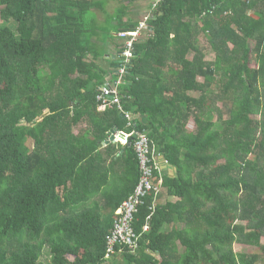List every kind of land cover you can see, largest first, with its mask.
<instances>
[{
    "label": "trees",
    "instance_id": "16d2710c",
    "mask_svg": "<svg viewBox=\"0 0 264 264\" xmlns=\"http://www.w3.org/2000/svg\"><path fill=\"white\" fill-rule=\"evenodd\" d=\"M142 1L0 0V264L264 263L234 250L264 237V0H154L135 21ZM120 68L122 108L100 111ZM120 132L148 137L161 191L107 257L141 177Z\"/></svg>",
    "mask_w": 264,
    "mask_h": 264
},
{
    "label": "built area",
    "instance_id": "2783aa9c",
    "mask_svg": "<svg viewBox=\"0 0 264 264\" xmlns=\"http://www.w3.org/2000/svg\"><path fill=\"white\" fill-rule=\"evenodd\" d=\"M145 26L146 25L143 24L141 27L144 28ZM139 35V31L120 35L121 37L127 39L125 41L127 50L121 54L122 57L126 58L127 55L131 53L134 46V41H136ZM124 73V68H120L118 71V76L120 79L115 85L105 84L99 87V95L97 100L100 104L98 108L100 111H105L109 105H117L120 109L122 108L117 86L119 83H121ZM126 117L130 118L129 115ZM133 135H135L133 142L140 163L141 177L135 187L133 194L122 203L115 213L114 227L110 236L108 237L107 257L120 253L117 252L116 247L118 246H120V248L125 246L133 250L137 248L138 236L134 228L136 215L140 210V207L145 204L146 199L153 192L158 193L161 191L160 186L154 184V172L155 169H157V166L155 164L151 143L148 137L138 132H120L115 137L117 141L126 144L128 143L129 138ZM148 229L149 227L147 226L145 230ZM122 250L123 249L120 251Z\"/></svg>",
    "mask_w": 264,
    "mask_h": 264
},
{
    "label": "rangeland",
    "instance_id": "374dc122",
    "mask_svg": "<svg viewBox=\"0 0 264 264\" xmlns=\"http://www.w3.org/2000/svg\"><path fill=\"white\" fill-rule=\"evenodd\" d=\"M152 1H154V0H147V1H143V2H141L140 4L139 3H136L135 4V6H133V7H131V8H129L128 9V11L130 12V16L131 17H133V19L135 20V21H139V20H143L144 19V17H141L140 15L144 12V11H148L149 10V8H148V6H150L151 5V2ZM113 7H110V9H112ZM148 8V9H147ZM1 9V8H0ZM146 11V12H147ZM145 15V13L143 14V16ZM1 22H2V20H1V16H0V24H1ZM139 36H141V34L139 35ZM138 36V37H139ZM137 37V38H138ZM205 41H202L201 42V45L202 46H204L205 45ZM132 56V51H131V53H129L128 55H127V59L125 60V62H127L128 61V58H130ZM121 55L120 54H118V55H108L107 56V58H110V59H112V60H114V61H120V59H121ZM118 58V59H117ZM190 58H192V54L190 55ZM214 58H215V56H214V53L212 52V51H208L207 53H206V59L208 60V61H212V60H214ZM101 59H104V58H101ZM122 60V59H121ZM105 64V63H104ZM110 67V66H109ZM200 82H203V79L202 78H199L198 79ZM220 106V105H219ZM221 107V106H220ZM103 111V110H102ZM216 114V113H215ZM214 114V116H215V118H214V121L216 122L217 121V115H215ZM259 118L258 116H252V118ZM187 128L189 129V130H194L195 129V123H194V120L193 119H191L189 122H188V125H187ZM174 200H176V199H174ZM116 213V212H115ZM229 217V216H228ZM234 217V216H233ZM225 220H226V222H228V223H233V224H236V223H238V221H237V219L235 218V219H231V218H226V219H223V218H221L220 219V222H219V226H223L224 225V223H225ZM234 250H235V252L236 253H242V254H257V255H264V237H262V239H261V243H260V245L259 246H247V245H243V244H235L234 245ZM45 259H46V263H50L51 262V259L50 258H48V257H44L43 258V262L45 263ZM258 264H264L263 262H260V263H258Z\"/></svg>",
    "mask_w": 264,
    "mask_h": 264
},
{
    "label": "crops",
    "instance_id": "0c3cea01",
    "mask_svg": "<svg viewBox=\"0 0 264 264\" xmlns=\"http://www.w3.org/2000/svg\"><path fill=\"white\" fill-rule=\"evenodd\" d=\"M143 1H147V0H143ZM142 1V2H143ZM141 3V2H140ZM148 9V8H147ZM147 11V10H146ZM146 11H144L140 16L141 17H143V14L144 13H146ZM111 55V54H110ZM112 55H114V53L112 54ZM115 56V55H114ZM108 60H110V58H107V57H105V59H104V61L105 62H108ZM112 77H111V75H108V77L106 78L107 80H110ZM116 134H117V132H115ZM116 141V140H115ZM116 142H118V141H116ZM123 145H124V143H122ZM155 157H156V160H157V162H158V164H159V166H160V170L161 171H165V172H169L170 174H172V171L171 170H169V167L167 166V163L165 162V160L162 158V157H159V156H156L155 155ZM94 199H96V198H94ZM99 199V198H98ZM98 202L100 201V200H97ZM100 203V202H99Z\"/></svg>",
    "mask_w": 264,
    "mask_h": 264
},
{
    "label": "water",
    "instance_id": "95a60500",
    "mask_svg": "<svg viewBox=\"0 0 264 264\" xmlns=\"http://www.w3.org/2000/svg\"><path fill=\"white\" fill-rule=\"evenodd\" d=\"M115 139H116V137H115V135L113 134V135L111 136L110 140H111V141H115Z\"/></svg>",
    "mask_w": 264,
    "mask_h": 264
},
{
    "label": "clouds",
    "instance_id": "9594fccd",
    "mask_svg": "<svg viewBox=\"0 0 264 264\" xmlns=\"http://www.w3.org/2000/svg\"><path fill=\"white\" fill-rule=\"evenodd\" d=\"M116 140V139H115ZM117 141V140H116ZM119 142V141H118ZM122 143V142H121Z\"/></svg>",
    "mask_w": 264,
    "mask_h": 264
}]
</instances>
